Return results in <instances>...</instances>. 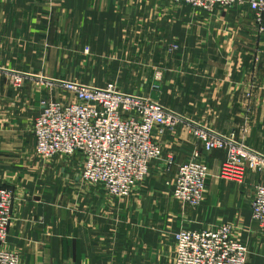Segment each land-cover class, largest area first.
Masks as SVG:
<instances>
[{
    "label": "crops",
    "instance_id": "obj_1",
    "mask_svg": "<svg viewBox=\"0 0 264 264\" xmlns=\"http://www.w3.org/2000/svg\"><path fill=\"white\" fill-rule=\"evenodd\" d=\"M62 82L112 83L178 117L153 132L163 158L130 196L82 183L78 154L34 153L33 119L66 96ZM192 124L264 154V18L247 4L206 12L172 0H0V186L13 192L2 247L19 264H172L175 233L222 224L247 247L246 264H264L250 208L264 176L219 179L226 152H204ZM193 152L209 175L198 209L171 196Z\"/></svg>",
    "mask_w": 264,
    "mask_h": 264
},
{
    "label": "built area",
    "instance_id": "obj_2",
    "mask_svg": "<svg viewBox=\"0 0 264 264\" xmlns=\"http://www.w3.org/2000/svg\"><path fill=\"white\" fill-rule=\"evenodd\" d=\"M172 1L206 12L247 4L258 23L264 18V0ZM13 82L19 85L21 80L14 78ZM62 85L68 97L46 101L33 119L34 153L41 159L78 154L81 162L78 175L82 183L99 186L112 198L130 196L163 158L153 132L174 129L178 117L159 102L122 93L111 83L103 88L76 82ZM191 127L204 152L225 150L219 179L242 183L248 172L264 176V155L247 147L242 136L222 135L195 124ZM208 176L199 153L193 152L178 167L171 185L172 198L198 208L205 199ZM12 203L13 192L0 186V264H19L18 255L2 247L7 240ZM250 208L252 221L264 231V183L255 186ZM172 239V264L246 263L247 248L232 238L228 224L206 230L183 228Z\"/></svg>",
    "mask_w": 264,
    "mask_h": 264
},
{
    "label": "rangeland",
    "instance_id": "obj_3",
    "mask_svg": "<svg viewBox=\"0 0 264 264\" xmlns=\"http://www.w3.org/2000/svg\"><path fill=\"white\" fill-rule=\"evenodd\" d=\"M13 78H19L20 80H21V77H17V76H15V77H13ZM22 81V80H21ZM108 84H110V83H108ZM112 84V83H111ZM81 85H83V84H81ZM107 85V84H106ZM61 89H62V91L63 92H65V94H66V96H63L62 98H60V99H58V100H63V99H65V98H67L68 97V93L64 90V86L61 84L60 86H59ZM58 100H55V101H58ZM49 101H54V100H49ZM46 101H44L43 103H45ZM42 103V104H43ZM236 135V134H235ZM238 137V136H237ZM245 143V142H244ZM246 145V144H245ZM247 146V145H246ZM248 147V146H247ZM250 148V147H249ZM251 149V148H250ZM253 150V149H252ZM261 154V153H260ZM262 155H264V154H262ZM246 176V175H245ZM171 196H172V192H171ZM174 199V198H173ZM175 200V199H174ZM203 203V202H202ZM201 203V204H202ZM182 204V203H181ZM182 205H184V204H182ZM189 207V206H188ZM200 207V206H199ZM198 207V208H199ZM250 207H251V205H250ZM191 208V207H190ZM198 208H195V209H198ZM193 209V208H192ZM256 224V223H255ZM222 225H225V224H222ZM257 225V224H256ZM221 226V225H220ZM258 226V225H257ZM202 230H206V229H202ZM242 243V242H241ZM243 244V243H242ZM247 248V247H246ZM247 254H248V250H247ZM246 259H247V257H246ZM246 264V263H245Z\"/></svg>",
    "mask_w": 264,
    "mask_h": 264
},
{
    "label": "bare ground",
    "instance_id": "obj_4",
    "mask_svg": "<svg viewBox=\"0 0 264 264\" xmlns=\"http://www.w3.org/2000/svg\"><path fill=\"white\" fill-rule=\"evenodd\" d=\"M63 83V82H62Z\"/></svg>",
    "mask_w": 264,
    "mask_h": 264
}]
</instances>
